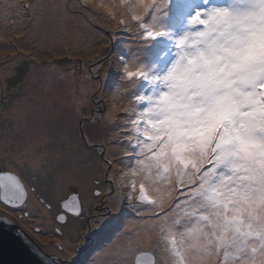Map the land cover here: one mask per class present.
I'll use <instances>...</instances> for the list:
<instances>
[{
	"label": "snow or ice",
	"instance_id": "6c2138e0",
	"mask_svg": "<svg viewBox=\"0 0 264 264\" xmlns=\"http://www.w3.org/2000/svg\"><path fill=\"white\" fill-rule=\"evenodd\" d=\"M173 2L121 0L126 19L100 7L113 22L119 19L126 29L134 23L138 37L152 41L169 35L162 21ZM189 24L195 30L175 39L176 59L164 75L135 62L123 66L128 81L160 86L136 98L146 107L117 117L125 119L124 134L136 149L129 199L138 193L150 212L142 216L147 235L136 254L161 264L152 250L155 230L166 241L168 264H264V0L201 7ZM104 164L110 171L111 161ZM165 183L171 186L161 191ZM26 188L22 176L0 175V203L24 205ZM82 207L73 202L69 210L80 216ZM55 220L67 224L63 214ZM55 231L62 250L83 244L79 235L65 242L62 228Z\"/></svg>",
	"mask_w": 264,
	"mask_h": 264
},
{
	"label": "rangeland",
	"instance_id": "374dc122",
	"mask_svg": "<svg viewBox=\"0 0 264 264\" xmlns=\"http://www.w3.org/2000/svg\"><path fill=\"white\" fill-rule=\"evenodd\" d=\"M55 1L9 0L5 5L4 0H0V173L12 172L22 176L28 191L24 205L15 208L0 203V210L15 218L16 224L22 229L34 231L41 237L44 231L41 226L36 225L37 221L29 224L31 226L25 224L33 220L27 203L30 193L35 192L53 217L55 236L49 238V243L53 244L52 241H55L54 250L58 252L47 250V241L39 239L49 254L64 259L56 264H93L95 256L101 254L109 244L115 243L121 232L126 228L136 229L134 224L137 210L145 213L143 218L150 217V213L143 211L147 210L148 206L137 201L138 193L129 199V190L124 189L129 187L127 182H131V179L128 180L124 175L125 171L132 174V169L136 167V149L134 142H129L128 136L120 134L128 129L125 119L117 117L122 115L128 118L125 115L130 113L121 114L123 111L120 109L132 102L137 104L139 100L136 98L140 96L153 95L158 92L160 86L143 78L132 83L123 79L124 73L121 69L126 63L135 62L138 66H144L151 75H164L176 59L175 39L187 29L195 30L189 24V18L194 12L206 6H230L234 0H208L207 5L204 0H174L168 15L162 21L169 35L152 41L140 39L134 23H129L126 29L119 23V19L113 22L112 16L100 7L101 4L112 7L119 18L126 19V16H121V0H91V3L83 8V0H62V4ZM29 5L37 7L29 9ZM61 7H64L69 15L65 25L61 24L62 16L58 13ZM90 12L94 15H90ZM85 26L90 27L88 30L93 36L90 35L89 38L96 43L91 53L86 52L83 35H87L88 30ZM44 30L52 33L49 36L52 41L59 33H65V44L57 46L53 51L44 52L41 47L42 40L38 38L39 32L44 37ZM75 30L81 32L79 38L70 37ZM61 43H64V40ZM57 64L61 70L71 66V71L76 76H83L84 79H79L74 85L72 93L60 89L53 93L47 74L51 73ZM7 67L14 68V71L9 73V70L2 77V68ZM38 67L42 76L34 78L31 72L36 71ZM84 84L89 85V93L87 97L80 99L78 106L72 101L71 95L73 97L74 94H84ZM38 92H41V97L36 99ZM136 100L137 102H134ZM21 103L32 106L25 108L27 126L35 127L41 124V132L48 133H45L43 140L39 139V145L33 148L36 155L42 154L43 163L40 168L33 165V156L29 155L30 140H23L21 132L13 137L7 134L14 124L13 119L18 118L13 115L10 118L6 113L14 106L21 107ZM146 103L144 101L140 109ZM113 104L118 110L109 116L108 112L113 109ZM39 106L44 107L47 116L41 114L42 109ZM83 132L88 144L92 146H88L83 140ZM6 135L10 136L11 142L4 139ZM17 152L22 154L16 161V168H12L8 165L9 162L14 163L10 153ZM115 154L118 156L114 157ZM105 159L111 161L110 171L104 164ZM116 169L121 170L120 176L115 172ZM135 179L138 187L140 177ZM165 185L171 186L167 183ZM74 195L81 199L82 217L72 214L73 218H68L67 224L58 225L55 217L63 213L61 202ZM112 199L121 204L117 216H114ZM49 203L50 208L47 206ZM16 209L22 211L18 213L15 212ZM58 226L62 228L63 238L67 236L70 242L74 241L77 235L83 239V244L76 241V244H79L77 251L70 257L63 255L64 249L59 247L62 241L55 231ZM94 237L101 238H96V242ZM92 241L95 245L93 248L90 246ZM151 243L152 250L161 260V264H168L166 241L157 233ZM136 250L133 246L128 247L124 252L125 258L132 257V262L136 260ZM113 264H124V261L118 259ZM127 264L131 263L127 261Z\"/></svg>",
	"mask_w": 264,
	"mask_h": 264
},
{
	"label": "bare ground",
	"instance_id": "6f19581e",
	"mask_svg": "<svg viewBox=\"0 0 264 264\" xmlns=\"http://www.w3.org/2000/svg\"><path fill=\"white\" fill-rule=\"evenodd\" d=\"M8 1L9 0H4V4L7 5ZM10 1H15V0H10ZM55 2H59L60 4L63 3L62 0H56ZM58 13L61 14V16H62L61 24L65 25L66 24L65 21L69 17L67 11L64 9V7L63 8L61 7V9L58 10ZM89 28H90L89 26H85L86 30H88ZM187 31H189V30L187 29L185 32H187ZM39 33H40V35L38 36V38H39V40H42L41 47H42V50L44 52H49V50L53 51L57 46L61 47L63 44H65V40H67L66 35L63 33H59L53 41L50 40V37H49L50 34H52L50 31L44 30L43 31L44 37L42 36L41 32H39ZM80 35H81V32L78 30H75L72 32L70 37L71 38H79ZM90 35L93 36V34L91 33L90 30H88L87 35H83V37H85V42H86V52H88V53L93 52L94 51L93 45H96L95 41L92 42L90 40V38H89ZM62 40H64V43H61ZM44 43H45V45H44ZM2 70L3 71L1 74L3 77V75H5V73H7L9 70H10L9 73H12L14 71V68L7 67V68H2ZM50 70H49V72H50ZM31 75L34 78L41 77L42 72H41L40 67H38V69L36 71H32ZM47 77H48L49 82L52 83L53 93H57L55 91L56 89L67 90V92L72 93L73 87L75 84H77L79 79H82V80L84 79L83 76H76L71 71V66L69 69L65 68L64 70H61L59 64H57L56 67L52 68V72L47 74ZM85 86H87V88ZM85 86L82 85V90H83L84 94H77V95L74 94L73 97L71 95L72 101H74L75 104L77 103L78 106L80 104V99L87 97V95L89 93L88 92V89H90V87H88L89 85H85ZM61 87H63V89H61ZM46 93L44 95H46ZM37 95L38 96L36 97V99H39L41 97V92H38ZM55 96H58V95H53V97H55ZM19 105L21 107L14 106L6 113L8 117L13 115V116H17V118H18V120L13 119L12 122L14 124L12 125L11 128L8 129L7 134L9 133V135H11V137H13L16 134L18 135L21 132L22 137L24 138L23 140H28V141L30 140L28 142L31 144V146L29 147L30 148L29 149V155L33 156V165L40 168L39 166H41V164L43 163L42 154L36 155L35 151H33V148L37 147L39 145L38 144L39 139L43 140L42 136L46 132L45 133L41 132V129H42L41 124H40V126L36 125L35 127H31V126L28 127L27 126L28 121L26 119L27 113H25V108L26 107L29 108L32 106L27 105L25 103H21ZM135 106L133 108H135ZM140 106L141 105H138L137 108H140ZM39 107L42 109L41 114H43V115L45 114L47 116V113H46V110L44 109V107L43 106H39ZM116 110H118V107H116V109H115V104H113V109L112 110L110 109V111L108 112V115L109 116L114 115L116 113ZM37 134H40V135H38L39 137L37 136ZM47 134L48 133H46L45 135H47ZM120 134H123L122 136L125 135L124 133H120ZM4 139H6V140L9 139V142H11V138L8 135H6V137ZM46 152H47L46 153V155H47L48 151H46ZM12 153H14V152H12ZM21 154H22L21 152H17L16 154L10 153V156L12 158H14V163L9 162L8 165L12 168H14V167L16 168V161L20 157ZM117 156H118L117 154L114 155V157H117ZM116 166H117V164H116ZM115 172L118 173V176H120L119 175V172H121L120 169H116ZM124 175L127 176L128 180L132 178V174L129 171H125ZM117 179H118V181L120 180L119 177ZM124 183H125V181H124ZM127 184H130V182H127ZM167 187L168 186L165 184L161 185V191H164V189ZM124 189L129 190V187H126ZM111 203H112V207L114 210V216H117L119 213L118 211L120 209L121 204H119V202L116 201V199H112ZM27 208L31 211L30 216L33 217V220L27 221L25 224L29 225V224H33V223H35V221H37L36 225L41 226L43 231H44L42 233L41 237H39V238L42 239L43 241H47V244H46L47 250L53 251L55 249V245H54L55 241H52L53 244L49 243V238H52L55 236L54 235V228H53V224H52L53 217H52L51 211H49L47 209V207L43 205L42 201L39 200V198L35 192L30 193V197H29V200L27 203ZM39 210H40V212H37ZM143 211H145L146 213H150L147 210H143ZM12 212H14V211L12 210ZM15 212H17V211H15ZM38 213H39V215H38ZM142 216L144 217L145 213H142L140 210H137V217H136V221L134 224L136 229L132 228L131 230H127L128 228H126V230L124 232H121V234L115 239V243L109 244L107 246V248L101 252V254L99 253L98 255L95 256V259H93L92 263L94 264V262H95V264H113V262L118 261V259H123L124 264H127V261H129L132 264V259H131L132 257H129L126 259L125 258L126 254L124 252H126L128 247H131V246H133V249H137V247L139 248L140 246L144 247L143 241L146 239V235H147L145 232V229L148 227V225H146L143 222ZM29 226H31V225H29ZM157 233H158V231H155V230L151 233L152 240L155 238ZM113 237H115V235ZM63 241L70 242V238L65 236L63 238ZM76 245L78 246L79 244H76ZM77 246L75 248V251H72L71 249L65 248L62 252L63 255L70 257L71 255H69V253L71 252V254H74L77 251ZM54 251H56V250H54ZM56 252H58V250ZM50 254H52V253H50Z\"/></svg>",
	"mask_w": 264,
	"mask_h": 264
},
{
	"label": "water",
	"instance_id": "95a60500",
	"mask_svg": "<svg viewBox=\"0 0 264 264\" xmlns=\"http://www.w3.org/2000/svg\"><path fill=\"white\" fill-rule=\"evenodd\" d=\"M83 139L86 142L84 133ZM6 173L18 176L12 172ZM2 174L4 173H0V175ZM27 198L28 191L26 201ZM65 202H67L69 205L68 209L63 207ZM73 202H75L77 205H81L80 200L76 195L70 196L66 201L63 202L62 210L66 213L75 215L74 212L69 210ZM46 252L47 250L45 249L36 232L21 229L16 225L15 218L0 210V264H54V262L50 261V259H52L51 256L47 254L48 252ZM136 260L141 261L142 264H148L150 257L137 256Z\"/></svg>",
	"mask_w": 264,
	"mask_h": 264
},
{
	"label": "flooded vegetation",
	"instance_id": "af4514ba",
	"mask_svg": "<svg viewBox=\"0 0 264 264\" xmlns=\"http://www.w3.org/2000/svg\"><path fill=\"white\" fill-rule=\"evenodd\" d=\"M108 180V179H107ZM108 182H109V180H108ZM105 201H106V199H104ZM62 203V202H61ZM61 209H62V204H61ZM22 209H16L15 211H17L18 213L21 211ZM61 214H66L65 215V217H66V219H68V218H73V216H71L72 214H69V213H64V211H63V213H61ZM82 217V215L80 216V218ZM91 221L92 220H90V223H91ZM89 232L91 233V230H89ZM95 234H97V232H95ZM29 235V234H28ZM30 236V235H29ZM31 237V236H30ZM98 237V236H97ZM97 237H94V239L96 240V238ZM101 238V237H100ZM100 238H97V240L98 239H100ZM33 239V238H32ZM94 239H93V241H94ZM34 240V239H33ZM97 240H96V242H97ZM35 241V240H34ZM93 241H92V243H91V248H93L95 245H94V243H93ZM91 242V241H90ZM90 242H88V243H90ZM38 246H39V244H38ZM40 247V246H39ZM44 251V250H43ZM45 252V251H44ZM47 253V252H46ZM47 254H49V253H47ZM50 256H51V258L52 259H50V261L51 262H54L55 264L56 263H60V261H63L64 259H62L61 258V256H58V255H51V254H49Z\"/></svg>",
	"mask_w": 264,
	"mask_h": 264
},
{
	"label": "clouds",
	"instance_id": "9594fccd",
	"mask_svg": "<svg viewBox=\"0 0 264 264\" xmlns=\"http://www.w3.org/2000/svg\"><path fill=\"white\" fill-rule=\"evenodd\" d=\"M121 71L124 73L123 68L121 69ZM123 79H126V78H125V74H124V76H123ZM120 110H121V111H125V110H127V108H126V107H125V108H121ZM83 133H84V132H83ZM85 138H86V137H85ZM84 141H85V140H84ZM85 143H86L88 146H92V145H89V144H88L87 140H86ZM76 196L79 198L80 203H81V205H82V202H81L80 197H79L78 195H76ZM69 197H70V196H69ZM69 197H68V198H69ZM68 198H67V199H68ZM67 199H66V200H67ZM66 200H64V201H66ZM64 201H63V202H64ZM63 202H62V204H63ZM82 211H83V210H82ZM64 213H66V212H64ZM69 214H70V213H69ZM82 214H83V212H82ZM82 214H81V215H82ZM81 215H80V216H81ZM16 225H17V224H16ZM17 226H18V225H17ZM19 227H20V226H19ZM20 228H21V227H20ZM21 229H22V228H21ZM54 264H55V263H54Z\"/></svg>",
	"mask_w": 264,
	"mask_h": 264
},
{
	"label": "trees",
	"instance_id": "16d2710c",
	"mask_svg": "<svg viewBox=\"0 0 264 264\" xmlns=\"http://www.w3.org/2000/svg\"><path fill=\"white\" fill-rule=\"evenodd\" d=\"M63 34H65V33H63ZM134 102H136V101H134ZM133 103V102H132ZM132 103L131 104H127V106H125V107H127V108H129V105H130V107L132 106ZM126 117H128V115H125ZM92 118H94V117H92ZM89 119V118H88ZM84 140V139H83Z\"/></svg>",
	"mask_w": 264,
	"mask_h": 264
}]
</instances>
